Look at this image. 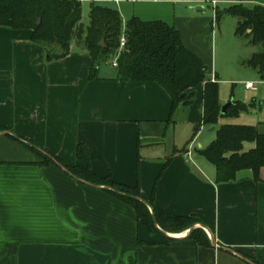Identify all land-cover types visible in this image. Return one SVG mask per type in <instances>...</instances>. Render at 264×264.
<instances>
[{
  "label": "crops",
  "instance_id": "0c3cea01",
  "mask_svg": "<svg viewBox=\"0 0 264 264\" xmlns=\"http://www.w3.org/2000/svg\"><path fill=\"white\" fill-rule=\"evenodd\" d=\"M75 1L88 12L92 4L115 5L123 30L134 17L172 26L204 64L205 81L234 82L218 78L217 23L215 16H205V5L215 14L219 4L236 1ZM31 36V30L0 28V126L64 165L78 163L76 148L85 146L94 174L138 187L163 212L199 218L196 228L204 230L211 247L183 241L189 231L151 233L132 208L103 189L55 166L36 165L41 160L35 153L0 136V264H249L244 256L264 264V168L258 180L241 171L235 181L217 183L214 166L198 154L223 125H253L264 133L263 78L253 90L245 87L252 82L240 81L257 98L225 101L241 102L247 111L220 117L206 138L207 127L193 137L204 84L187 92L193 94L189 107L171 115V99L157 84L116 80L110 65L114 75L98 67L91 80L92 59L78 42L66 57L49 62ZM219 103L225 104L220 94ZM247 144L245 151L254 147Z\"/></svg>",
  "mask_w": 264,
  "mask_h": 264
},
{
  "label": "trees",
  "instance_id": "16d2710c",
  "mask_svg": "<svg viewBox=\"0 0 264 264\" xmlns=\"http://www.w3.org/2000/svg\"><path fill=\"white\" fill-rule=\"evenodd\" d=\"M223 11L215 12V22L221 16L237 18L235 35L245 39L250 45L260 46L261 51L254 54L244 64L259 72H264V7H247L242 0ZM81 4L75 0H0V28L12 30H31L32 43L41 46L49 62L62 59L70 53L74 42L82 45L92 59L90 79H97L98 67L114 56L124 34L125 47L117 60L115 79L124 82L155 83L169 95L172 106L171 115L179 107H189L193 94L189 90L204 84L202 118L193 127L195 137L202 127L217 125L220 117L233 118L247 111L249 106L241 102H232L224 115L219 103V84L205 81L206 68L202 61L187 50L179 32L162 22H144L138 18L129 19L124 27L118 11L92 4L88 12V25L81 23ZM40 21V23H38ZM103 44L101 45V42ZM8 131L0 126V134ZM17 141L12 136H6ZM19 137V136H18ZM17 141L35 153L40 162L38 166L59 165L66 169V174L89 184L111 188L103 191L132 208L137 219L151 233L159 230L170 234L189 231L183 241L209 248L211 242L201 228V220L194 216H175L156 208L153 201L146 200L138 187L130 188L115 184L109 178H101L93 173L90 158L85 146L76 148L78 163L64 165L55 156L45 155L40 148L30 141L19 137ZM251 143L252 149L245 151L244 145ZM207 162L216 170L217 183H231L241 171H251L255 180L264 168V133L256 127L223 125L216 131L215 140L204 150H199ZM151 207L152 213L149 210ZM156 220L159 230L153 222ZM244 256V255H243ZM254 264V258L244 256Z\"/></svg>",
  "mask_w": 264,
  "mask_h": 264
},
{
  "label": "rangeland",
  "instance_id": "374dc122",
  "mask_svg": "<svg viewBox=\"0 0 264 264\" xmlns=\"http://www.w3.org/2000/svg\"><path fill=\"white\" fill-rule=\"evenodd\" d=\"M231 4L232 3L223 2L218 5V10L223 11ZM104 6L116 10L115 5L113 4L107 3L104 4ZM205 6L207 11L205 16L213 19L215 14L213 9L211 8V5L206 4ZM245 6L251 7L253 5L245 4ZM88 22V10L86 9V7H82L81 23L83 24L84 28L88 25ZM237 23V18L223 15L221 16L219 22L217 24H214V53L216 55L215 65L218 73V78H231L234 81L232 83L219 82V94L221 101H224V103L225 101L227 102L230 98L239 100L246 99L247 101H252L253 99L257 98L256 93L244 91L242 85L243 83L240 81L244 80L252 82L255 87L259 89L260 81H262L261 78L264 79V72L262 75H260L257 70L250 68L244 64L249 59L248 57H251L253 54L260 52L261 47L250 45L247 40L237 37L235 35ZM99 68L101 70V73L114 75V70L105 63H101L99 65ZM178 112L179 115L182 114L181 110ZM213 128V126L207 127L205 133L206 135H204L203 138H206L209 134H211L213 131L210 130H213ZM247 145L249 144H246L245 146ZM196 149H198V146H196Z\"/></svg>",
  "mask_w": 264,
  "mask_h": 264
},
{
  "label": "water",
  "instance_id": "95a60500",
  "mask_svg": "<svg viewBox=\"0 0 264 264\" xmlns=\"http://www.w3.org/2000/svg\"><path fill=\"white\" fill-rule=\"evenodd\" d=\"M193 10L196 11V12H197V11H204L203 8H201V7H196V8H194ZM38 23H40V21H38ZM102 44H103V41L101 42V45H102ZM231 104H232V102H229V103H227V104H225V105H223V106L221 107V114H222V115H224V114L226 113L228 107H229ZM0 136H12V137H14L17 141H21V139H20L18 136H16L14 133L7 132V131L1 133ZM44 154L47 155L46 153H44ZM58 166H59L63 171L66 172V169H65L64 167H62V166L59 165V164H58ZM74 179L77 180V181H79V182L82 183V184H85V185H88V186H91V187H94V188L103 189V190H104V189L112 190L111 188L101 187V186H95V185L89 184V183L84 182V181H81V180H79V179H77V178H74ZM148 208H149L150 212L152 213L151 207L148 206ZM153 222H154V225L156 226V228L159 230L158 225H157V223H156V220H155L154 216H153ZM159 231H160V230H159ZM161 233H163V234L166 235V233H164V232H162V231H161ZM185 237H186V236H185ZM242 258H243L245 261H247L249 264H253L252 262H250V261L247 260L246 258H244V257H242Z\"/></svg>",
  "mask_w": 264,
  "mask_h": 264
},
{
  "label": "built area",
  "instance_id": "2783aa9c",
  "mask_svg": "<svg viewBox=\"0 0 264 264\" xmlns=\"http://www.w3.org/2000/svg\"><path fill=\"white\" fill-rule=\"evenodd\" d=\"M115 2H118V1H115ZM252 3L255 5H259V6L264 7V0H254V1H252ZM125 43H126V41H125V37L123 34L120 38V46H119L118 52L114 56H111V58L106 62L107 65H110L112 68L117 67V60H118L119 55L121 54V52L123 51V49L125 47ZM245 87L247 89L253 90L254 84L253 83H247L245 85ZM187 155H189V153H187Z\"/></svg>",
  "mask_w": 264,
  "mask_h": 264
}]
</instances>
